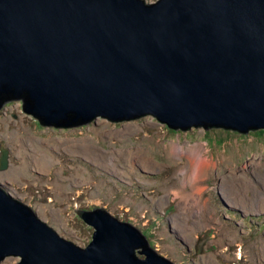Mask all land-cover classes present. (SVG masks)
Segmentation results:
<instances>
[{
    "label": "water",
    "instance_id": "water-1",
    "mask_svg": "<svg viewBox=\"0 0 264 264\" xmlns=\"http://www.w3.org/2000/svg\"><path fill=\"white\" fill-rule=\"evenodd\" d=\"M13 100L57 127L264 128V0H0V109ZM76 212L95 228L85 247L0 183V264H175L106 209Z\"/></svg>",
    "mask_w": 264,
    "mask_h": 264
},
{
    "label": "rangeland",
    "instance_id": "rangeland-1",
    "mask_svg": "<svg viewBox=\"0 0 264 264\" xmlns=\"http://www.w3.org/2000/svg\"><path fill=\"white\" fill-rule=\"evenodd\" d=\"M50 138L90 142L97 152L89 156L98 162ZM1 148L9 154L8 168L0 170L5 190L81 247L94 228L76 211L104 207L176 264H264V128L173 129L153 115L56 127L13 100L0 109ZM193 151L212 165L199 179L205 190L192 198L195 205H182L175 190ZM29 154L44 155L52 166L38 169Z\"/></svg>",
    "mask_w": 264,
    "mask_h": 264
},
{
    "label": "bare ground",
    "instance_id": "bare-ground-1",
    "mask_svg": "<svg viewBox=\"0 0 264 264\" xmlns=\"http://www.w3.org/2000/svg\"><path fill=\"white\" fill-rule=\"evenodd\" d=\"M58 140L61 141V145L67 146L70 151H75V149H78L83 152L84 155H96L97 149L95 148V146L90 144V142L79 143L74 139H49L50 144H52V142L55 143ZM28 157L33 160L32 164H34L38 169L42 171L47 170L52 166V162L48 160L44 155L29 154ZM89 157L98 162V160L93 156ZM105 161H107V158H104L101 163L104 164ZM26 164L27 162L25 161L21 166L23 168H26ZM211 165L212 163L207 160V157L204 158V154H201L198 151H193L190 154L188 164L182 174L186 175L184 183L175 190L177 198L180 199V203L182 205H195V203L190 204V201H192V198H195L196 196L200 197L202 191L205 190V188L200 185L199 179H204V176L208 175ZM4 264H6V261L4 262Z\"/></svg>",
    "mask_w": 264,
    "mask_h": 264
},
{
    "label": "clouds",
    "instance_id": "clouds-1",
    "mask_svg": "<svg viewBox=\"0 0 264 264\" xmlns=\"http://www.w3.org/2000/svg\"><path fill=\"white\" fill-rule=\"evenodd\" d=\"M145 1V0H144ZM158 0H156V1H153V2H151V3H149V2H147V1H145L146 3H148V4H153V3H155V2H157ZM41 123V122H40ZM53 126H55V125H53ZM78 126V125H77ZM57 127V126H56ZM62 127V126H61ZM64 127V126H63ZM3 149H5V148H1V150H0V156L2 155V153H3ZM9 155V154H8ZM12 195V194H11ZM95 208H104V207H95ZM94 208H92V209H89V210H93ZM104 209H106V208H104ZM80 210V209H79ZM86 210V209H85ZM107 210V209H106ZM111 214V213H110ZM117 218V217H116ZM123 221V220H122ZM125 222H129V223H131L130 221H125ZM131 224H133V223H131ZM134 225V224H133ZM90 226H92V225H90ZM135 226V225H134ZM137 227V226H136ZM94 228V227H93ZM138 228V227H137ZM94 230H95V228H94ZM144 234V233H143ZM146 235V234H145ZM146 237H147V235H146ZM147 239H148V237H147ZM148 241H149V239H148ZM90 243V242H89ZM149 244H150V241H149ZM150 246H151V244H150ZM85 247V246H84ZM152 247V246H151ZM163 256V255H162ZM165 257V256H164ZM166 258V257H165ZM168 259V258H167ZM172 261V260H171ZM173 262V261H172ZM175 263V262H174ZM176 264V263H175Z\"/></svg>",
    "mask_w": 264,
    "mask_h": 264
},
{
    "label": "flooded vegetation",
    "instance_id": "flooded-vegetation-1",
    "mask_svg": "<svg viewBox=\"0 0 264 264\" xmlns=\"http://www.w3.org/2000/svg\"><path fill=\"white\" fill-rule=\"evenodd\" d=\"M1 157V156H0Z\"/></svg>",
    "mask_w": 264,
    "mask_h": 264
}]
</instances>
